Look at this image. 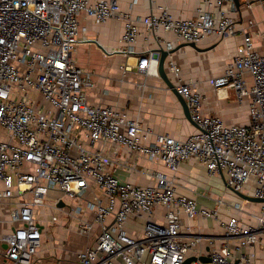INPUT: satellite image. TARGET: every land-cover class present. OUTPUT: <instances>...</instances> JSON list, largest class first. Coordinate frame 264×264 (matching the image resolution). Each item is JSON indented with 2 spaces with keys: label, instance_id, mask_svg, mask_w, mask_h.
<instances>
[{
  "label": "built area",
  "instance_id": "obj_1",
  "mask_svg": "<svg viewBox=\"0 0 264 264\" xmlns=\"http://www.w3.org/2000/svg\"><path fill=\"white\" fill-rule=\"evenodd\" d=\"M217 4V12L200 8L192 18L176 17L168 6L135 18L119 0H0V202L19 198L11 214L16 225L0 237L7 243L0 264H58L36 259L46 227L39 209L46 206L54 210L48 218L53 224L63 219L79 234L91 236L99 227L94 242L78 252L77 264H186L204 237L183 233L181 214L218 218L222 206L242 208L241 202L228 204L225 197L217 207H199L196 198L180 194L176 174L188 160H197L211 175L222 174L234 191L253 185V195L264 200V51L256 48L247 30L224 73L210 83L225 96L234 90L238 101L250 97L248 125L205 115L197 84L183 81L180 67L170 63L175 87L197 125L185 139L157 132L140 114L91 103L94 72L75 56L83 12L97 24L121 19L122 70L136 65L140 72L159 75L161 49L169 51L173 41L138 51L143 29L160 42L162 31L196 44L214 34L235 35L237 22L228 14L233 0ZM138 159L162 164L167 171L142 170L153 181L148 184L122 179L118 169L126 166L136 173ZM51 189L61 195L49 203ZM67 199L76 204L59 205ZM261 204L260 212L252 214L254 222L238 216L222 222L227 240L211 249L210 264L255 263L256 252L245 248H253L264 235ZM159 207L164 209L162 220L156 218ZM132 218L142 221L134 222L138 235L128 230ZM189 264L208 262L197 257Z\"/></svg>",
  "mask_w": 264,
  "mask_h": 264
},
{
  "label": "crops",
  "instance_id": "obj_2",
  "mask_svg": "<svg viewBox=\"0 0 264 264\" xmlns=\"http://www.w3.org/2000/svg\"><path fill=\"white\" fill-rule=\"evenodd\" d=\"M96 1V0H93ZM119 0L123 10L129 11L135 18L156 13L163 6H168L176 17L192 18L198 15L199 9L218 11L217 0H213V6H207L205 0ZM234 8L228 14L237 22L235 35L209 36L204 42L192 46L189 42L177 39L172 32H160L161 42L152 34L143 29V34L136 44L138 51L155 49L165 46V39L173 41V48L165 61L166 73L175 85L177 77L170 66L174 62L180 67V77L185 82H194L204 96L203 112L205 115L222 117L228 124L248 125L250 123L249 102L246 96L238 101L235 92L228 89L227 95L220 94L210 79L224 73L229 62L236 54L238 46L244 40L243 31L247 30L252 36L256 48L264 51V0H233ZM81 32L76 51L78 63L87 70L94 72L95 87L88 90L89 100L93 104L104 103L118 106L128 110L132 115L140 114L143 121L155 128L157 132L168 133L176 138L185 139L195 132L197 125L187 118L184 106L178 95L172 90L166 80L160 75L147 74L137 69L136 61H129L135 65L127 72L121 65L126 57L118 51L121 48V37L124 33L125 22L121 19L111 18L105 23L97 24L93 18L85 12L80 15ZM143 27V26H141ZM165 49V47H164ZM114 53H106V52ZM249 80L251 77H248ZM3 137H6L3 135ZM138 172H133L126 166L118 169L122 179L132 180L143 184L153 183L142 170L167 168L159 163L138 159ZM177 189L180 194L194 197L199 207H217L220 197H225L228 204L242 203L241 209L230 206H222L220 216H197L192 219L186 213H182V232L190 234H202L203 239L198 242L191 256L201 257L209 255L214 247H219L227 240L224 237L223 221L232 216H238L243 222H254L253 213H259L261 203L254 199L237 194L226 185L222 174L211 175L205 166L197 160H188L182 163L176 174ZM253 185H248L245 194L255 197L252 193ZM61 195L57 189H51L48 193V202L52 203ZM27 198L24 195L23 199ZM19 200V198H17ZM16 202V204H15ZM64 205H75V201L64 200ZM18 202L16 199L0 202V237L14 229L11 222V214ZM60 205V204H59ZM60 205V206H64ZM45 222V234L43 246L38 252L37 260H49L58 264H77V254L80 250L91 245L95 237L81 235L76 226L65 225V220L53 224L48 218L54 210L49 206L39 209ZM164 209H157L156 218L163 219ZM93 216L90 211L86 212ZM112 217L108 218V222ZM142 221L132 218L127 226L132 235L140 234L138 225ZM65 225V226H64ZM99 227L96 226V231ZM229 242H234L229 240ZM7 243L0 241V254L3 253ZM253 249L256 252L254 264H264V235L253 248H245V251ZM210 264V261L208 262Z\"/></svg>",
  "mask_w": 264,
  "mask_h": 264
},
{
  "label": "water",
  "instance_id": "obj_3",
  "mask_svg": "<svg viewBox=\"0 0 264 264\" xmlns=\"http://www.w3.org/2000/svg\"><path fill=\"white\" fill-rule=\"evenodd\" d=\"M192 46L194 47H197V44L194 43V42H189ZM171 51H168L166 49H161V58H160V63H159V73L160 75L166 80V82L169 84V86L172 88V90L178 95L181 103L183 104L184 106V110H185V114L187 116V118H189L190 120H192V116H191V112H190V109L188 107V104L185 100V98L178 93L175 85L171 82V80L169 79L167 73H166V69H165V61H166V57L167 55L170 53ZM237 194L241 195V196H244V197H247L249 199H254L256 201H259V202H263L264 200L262 198H259V197H252V196H249L247 194H245L244 192L242 191H235ZM60 205H64V202H60ZM197 257L195 256H190L188 257V259L186 260V264H189L191 261L193 260H196ZM201 260L205 261V262H209L211 261V258L208 256V255H204V256H201L200 257Z\"/></svg>",
  "mask_w": 264,
  "mask_h": 264
},
{
  "label": "rangeland",
  "instance_id": "obj_4",
  "mask_svg": "<svg viewBox=\"0 0 264 264\" xmlns=\"http://www.w3.org/2000/svg\"><path fill=\"white\" fill-rule=\"evenodd\" d=\"M15 199H16L17 202L19 201L16 197H15ZM10 201H12V199ZM15 204H16V202H15ZM259 212H260V210H259ZM97 232L98 231H96L92 236L95 237Z\"/></svg>",
  "mask_w": 264,
  "mask_h": 264
}]
</instances>
